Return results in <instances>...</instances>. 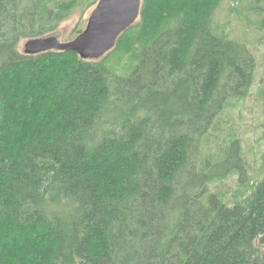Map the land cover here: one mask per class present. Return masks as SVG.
Returning <instances> with one entry per match:
<instances>
[{
    "label": "trees",
    "instance_id": "16d2710c",
    "mask_svg": "<svg viewBox=\"0 0 264 264\" xmlns=\"http://www.w3.org/2000/svg\"><path fill=\"white\" fill-rule=\"evenodd\" d=\"M219 2L143 0L96 61L19 45L98 0H0V264H264V168L208 143L257 71Z\"/></svg>",
    "mask_w": 264,
    "mask_h": 264
},
{
    "label": "rangeland",
    "instance_id": "374dc122",
    "mask_svg": "<svg viewBox=\"0 0 264 264\" xmlns=\"http://www.w3.org/2000/svg\"><path fill=\"white\" fill-rule=\"evenodd\" d=\"M256 3L257 0H220L215 13V22L224 28L231 38L247 45L255 55L257 71L249 96L226 106L216 132L208 141L211 147H216V143L239 139L242 153L251 165L250 176L253 180L260 179L264 168V10L257 12ZM95 7L84 16L82 9L77 10L70 19L60 25L54 35L62 42L74 40L78 33L86 29ZM26 41L28 40H23L19 45L21 52H24ZM236 188L235 176L219 185V189L223 191Z\"/></svg>",
    "mask_w": 264,
    "mask_h": 264
},
{
    "label": "water",
    "instance_id": "95a60500",
    "mask_svg": "<svg viewBox=\"0 0 264 264\" xmlns=\"http://www.w3.org/2000/svg\"><path fill=\"white\" fill-rule=\"evenodd\" d=\"M143 0H98L86 29L70 42L58 36L30 39L24 45L26 55L46 52H76L83 60H100L109 54L120 36L137 23Z\"/></svg>",
    "mask_w": 264,
    "mask_h": 264
}]
</instances>
